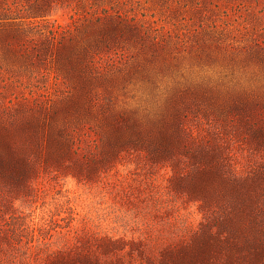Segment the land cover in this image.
<instances>
[{"label": "rangeland", "instance_id": "1", "mask_svg": "<svg viewBox=\"0 0 264 264\" xmlns=\"http://www.w3.org/2000/svg\"><path fill=\"white\" fill-rule=\"evenodd\" d=\"M49 3L36 38L128 20L96 68L0 55V264H264V0ZM196 66L221 79L164 82Z\"/></svg>", "mask_w": 264, "mask_h": 264}, {"label": "trees", "instance_id": "2", "mask_svg": "<svg viewBox=\"0 0 264 264\" xmlns=\"http://www.w3.org/2000/svg\"><path fill=\"white\" fill-rule=\"evenodd\" d=\"M1 2H3V4H1ZM19 5L22 7H19ZM49 5L50 3L48 0V3L45 1L40 4V6H35V9L30 8L32 12H29L26 15H18L19 13H16L17 15L13 16L17 9L21 11L23 9L27 10V8L24 4H19L16 0H0L1 57L3 56L4 59H7L11 63L27 62L29 64H34L36 61L35 58H41L42 56L40 51H37L36 49L40 46V44L45 43L47 45L46 48L49 51H51L49 43L56 45L58 48L69 44L68 52H65L64 54L69 67L77 68L78 65H80V67L83 65L89 68H96L98 67V58L100 59L102 56L97 58L95 56L97 52L92 54L91 45L97 46L102 40L107 39L108 36H112L114 34L116 35L115 30H117V26L115 24H119L124 20L126 22L128 20L126 17L124 18L122 16L123 14L120 11H117L115 14L116 19L113 20L114 24L110 25L105 23V18L109 17V14H98L94 19L88 20V18H86L85 23L81 26L75 25L73 28H66L62 30H60L59 27H56V29L49 30L50 36H46L45 39L36 38L25 29L23 24L26 23V21L34 23L32 18L46 15L45 12L47 11V7ZM104 10L106 11V8H104ZM121 31L122 30H120V32ZM79 32H82L81 39L78 37ZM90 38H93V40H90ZM79 44L80 46H77ZM74 54H76V56H74ZM0 69H2L1 63ZM55 69H58V67L52 68L51 71L56 72ZM53 76L58 79L60 78V73L57 72ZM10 101H12V99H9L8 103H10ZM41 104L43 105L44 103L42 102ZM8 105L10 106L11 104ZM2 145L5 146V143L0 140V148ZM3 157L9 164H14L16 162L8 150L7 154ZM1 160L2 157L0 156V161ZM206 249V246L199 245L195 250L197 254H200Z\"/></svg>", "mask_w": 264, "mask_h": 264}, {"label": "clouds", "instance_id": "3", "mask_svg": "<svg viewBox=\"0 0 264 264\" xmlns=\"http://www.w3.org/2000/svg\"><path fill=\"white\" fill-rule=\"evenodd\" d=\"M254 68H255V70H254L253 74H256L257 72H261L259 65H254ZM230 73L235 75V69H232L229 72H224L223 75L225 77V76L229 75ZM186 78L188 80H191L193 83L200 84V83H203L205 81L216 82V81L221 79V76L218 73L204 72L202 69H200L199 66H196L194 68L189 67V69L187 71L183 70V68H182L180 70L179 74H175L173 76L165 77L164 82L166 83V85L168 87H172V86H175L178 82L180 84L185 83ZM242 83H244V82L242 81ZM248 83H249V81H248Z\"/></svg>", "mask_w": 264, "mask_h": 264}]
</instances>
